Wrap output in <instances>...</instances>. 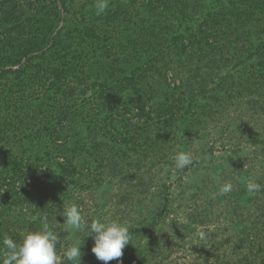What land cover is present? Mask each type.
I'll use <instances>...</instances> for the list:
<instances>
[{"label":"trees","instance_id":"1","mask_svg":"<svg viewBox=\"0 0 264 264\" xmlns=\"http://www.w3.org/2000/svg\"><path fill=\"white\" fill-rule=\"evenodd\" d=\"M19 1L0 0V240L41 227L24 188L44 171L72 176L77 155L107 145L147 156L261 90L264 0H110L99 16L94 0ZM171 61L187 70L173 87Z\"/></svg>","mask_w":264,"mask_h":264},{"label":"rangeland","instance_id":"2","mask_svg":"<svg viewBox=\"0 0 264 264\" xmlns=\"http://www.w3.org/2000/svg\"><path fill=\"white\" fill-rule=\"evenodd\" d=\"M22 1L33 0L19 2ZM171 62L166 79L173 87L181 84L184 78L178 75L187 70L176 74V64ZM261 69L258 94L214 105L217 112L206 114L201 124L195 125L190 139L180 134L170 139V135L159 142L160 149L148 151L147 156L129 148L114 158L113 148L103 146L89 159L87 154L77 155L74 160L80 167L72 176L59 169L44 171L32 190L25 186L30 192L25 217L41 223L40 217L48 216L60 236L57 252L61 264H70L63 260V251L75 237L53 216L63 223L59 213L69 203L79 205L88 221L99 217L127 222L130 230L143 227L132 236V244L123 249L120 264L263 262L264 188L254 196H249L244 188L249 177L264 185V68ZM173 92V97L179 95L178 89ZM131 114L126 113L130 127L137 118ZM153 128L150 126L152 131ZM176 149L190 151L195 157L193 165L176 170L171 160ZM55 160H62L59 154ZM228 180L233 181L234 191L213 198L220 184ZM105 183L107 187L98 194ZM62 192L67 194L59 207H51L49 202L61 197ZM42 206L50 207L49 211H43ZM23 227L25 232L27 224ZM201 232L206 236L203 240L199 238ZM84 235L80 234L81 240ZM93 243L91 237L85 238L81 264H104L91 252ZM108 264L118 262L112 260Z\"/></svg>","mask_w":264,"mask_h":264},{"label":"clouds","instance_id":"3","mask_svg":"<svg viewBox=\"0 0 264 264\" xmlns=\"http://www.w3.org/2000/svg\"><path fill=\"white\" fill-rule=\"evenodd\" d=\"M110 0H94L95 14H103L109 7ZM172 163L176 170H184L195 161L194 155L190 151L176 149L171 156ZM107 183L101 186L98 194L102 193ZM245 191L249 196H254L260 192L264 185L257 183L255 179L249 177L244 181ZM234 191L232 180L225 181L218 187L213 198L226 196ZM60 216L64 218L65 231H70L75 237L71 246L65 247L63 260L70 264H81V247L86 237H91L94 241L91 252L97 260L108 264L109 261L116 260L120 264L125 246L132 244L133 239L130 232V224L119 220L107 221L99 217L90 221L86 220L82 214V208L76 203H69L67 207L60 211ZM41 227L33 231H25L20 242L14 241L10 236L4 235L0 240V264H61V256L57 252L60 244L59 234L53 230L47 215L40 217ZM84 233L83 240L80 234ZM201 240L205 239V233L199 234Z\"/></svg>","mask_w":264,"mask_h":264}]
</instances>
